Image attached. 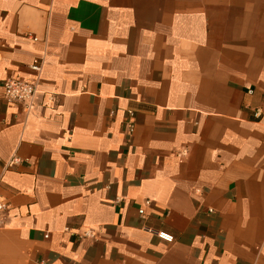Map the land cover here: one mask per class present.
<instances>
[{
	"label": "crops",
	"instance_id": "crops-1",
	"mask_svg": "<svg viewBox=\"0 0 264 264\" xmlns=\"http://www.w3.org/2000/svg\"><path fill=\"white\" fill-rule=\"evenodd\" d=\"M0 39V83L41 63L0 264H264V0H0Z\"/></svg>",
	"mask_w": 264,
	"mask_h": 264
},
{
	"label": "built area",
	"instance_id": "built-area-1",
	"mask_svg": "<svg viewBox=\"0 0 264 264\" xmlns=\"http://www.w3.org/2000/svg\"><path fill=\"white\" fill-rule=\"evenodd\" d=\"M1 45V39H0ZM31 70L36 73V76L31 81L21 80L14 77H8L0 83L1 97L2 99L10 105H16L21 107L25 114H30L33 110L34 103L37 95L40 93V83L41 79L39 73L41 71V63L34 61L30 66ZM131 116V112H128ZM259 112L254 113V118H258ZM126 132L128 137L133 134L134 126L129 123L126 126ZM186 156V152L177 154V157ZM19 162L18 159L12 158L8 163H6L7 168H11ZM7 209V205L0 203V228L3 226L2 213ZM209 212H212L211 210ZM158 237L164 241L170 242L172 238L165 234L159 233Z\"/></svg>",
	"mask_w": 264,
	"mask_h": 264
}]
</instances>
